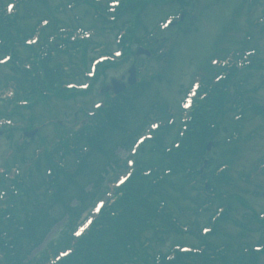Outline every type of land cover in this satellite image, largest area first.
<instances>
[{
    "label": "rangeland",
    "instance_id": "374dc122",
    "mask_svg": "<svg viewBox=\"0 0 264 264\" xmlns=\"http://www.w3.org/2000/svg\"><path fill=\"white\" fill-rule=\"evenodd\" d=\"M57 1V0H56ZM236 0H228L227 5H230V2H234ZM255 4L257 1V6H255L254 4V9H252V14L253 16H260L262 15V12L264 10V0H254ZM192 2L197 5L199 4V6L197 5V22L198 25L200 27L199 29V33L194 34L193 36H191V38L185 40V43H188V45L183 44L178 50H177V54H178V61L175 62L174 65L175 68L174 70L169 73L167 72L166 76L167 78H164L162 81H160L159 83L155 84V87L157 88V90L160 92V95H169V96H177L179 94V91L181 93L182 89L186 87V83L188 82L189 78H190V74L193 73L192 71H194L196 69V62H195V58L197 56L198 53H203L206 54L208 53L210 54H214L217 53V51L222 48L221 44L222 43H227L228 42V29L231 26V19L230 16H226L228 10H226V12L221 8V5H215L213 6L211 9H213L212 13H208V9H207V3L203 0H192ZM226 5V4H225ZM241 5V1L237 0L236 3L234 4V8L239 7ZM209 7V6H208ZM225 6H223L224 8ZM55 8V7H54ZM221 8V9H220ZM199 11H202L201 14H199ZM207 12V13H204ZM224 12V13H223ZM204 13V14H203ZM231 13V11L229 12ZM55 15L59 14V18L62 19L63 21H66L67 23H69L71 26L73 27H79V26H83L85 29L89 26H91L88 22L90 20L89 16H86V18H84V16L82 15V12H78L77 15H79L81 18H83V20H80L79 22H75L77 21L76 19L74 20V22H71V16L70 13L68 11L66 12H54ZM65 14V15H64ZM164 11H161L159 17H161L162 15H164ZM218 14V15H215ZM64 15V16H63ZM34 19L31 21V19L26 18V20H22L20 23V27L21 29L24 28L26 26V24H29L35 20ZM239 23H238V27L236 30H238L237 35L233 38V42L231 44V46H233V49H238V48H242V47H238V46H243L246 47V49L249 48H255L256 50H259L260 57H264V27L263 29H260L259 31L253 29V27L251 25H244L242 23V21L246 18H244L243 16H240L239 14ZM149 20H146L145 23H149ZM206 21V23H205ZM250 21V20H249ZM212 27H216V34L214 36H209V34H213L215 31L214 29H212ZM226 32V38L223 40V42H219L218 38L220 36V34L222 32ZM248 36L251 37V39L249 41H246L245 39L248 38ZM114 35L112 34H101L98 33L96 37H94L93 41L94 43H102L105 46H107L108 48H110V50H115L116 47L114 46ZM183 41V40H182ZM180 41V42H182ZM186 53L188 54L187 59L185 60V62L183 63L182 61H180L182 56H186ZM201 63H203V61H201ZM200 63V64H201ZM152 68V71H160L161 69H163L164 66H166V64L160 65L157 63H153L152 65H150ZM199 67V66H198ZM197 67V68H198ZM264 71V70H263ZM6 72V71H4ZM120 71H116V70H110V72H106L105 73V78L110 77V75H114V74H118ZM262 74L264 75V72H262ZM3 73L0 74V81H2L4 79V76H2ZM254 75V76H253ZM250 83L251 85H249L248 91L252 90V92L248 93L250 94V96H247V98L249 100H251V102L253 104H255L258 107H264V83L260 84V89L259 90H255V86L254 84H256V82H258L259 80V76L256 73H253ZM162 76V75H161ZM171 78H174V85H173V89H170V85H169V80ZM262 78V77H261ZM260 78V80H261ZM264 78V77H263ZM168 79V80H167ZM259 80V82H260ZM261 83V82H260ZM259 85V84H258ZM251 86V87H250ZM254 86V87H253ZM178 90V93H177ZM95 100H100V99H95ZM86 102H88L87 100L84 99H74V100H70L67 103L65 102H61V101H49L47 102V105L45 104H41L39 106L36 107V109L34 110V114H36L37 118L42 120L45 119L46 121L49 119H54V118H61L62 120H66V122L71 121L72 116L67 117L65 116L64 113H62L63 111H67V112H78L81 117V114L83 113L82 110L84 108H82L83 104H85ZM91 105V104H90ZM229 107V105H226ZM71 114V113H69ZM229 117L228 114L225 115L224 119ZM68 120V121H67ZM72 123V122H71ZM244 123V122H243ZM73 124V123H72ZM246 125V126H245ZM245 126V133H249L253 130L258 132V135L255 139H253V141H248V142H244L242 143V151L241 153L244 152V154L242 155L240 153V155H238L235 159V165H234V169L236 170L234 173V180L236 181L237 185V192H243V194L246 196L249 204L251 205V210H248L246 212L244 211H240L237 212L235 215V220L230 223L225 225V227L222 230V233L225 235H229L230 239L233 237H236L238 235V233L240 234L239 231V226L236 223H240V224H249L250 220L254 219V214L257 213L260 214L261 212H264V174L257 179V181L255 182L254 185L252 186H246V185H242L240 182H238V180H236L238 174L240 173H244V172H248L249 170H252L256 159H258L261 155H264V121L262 119V116L259 115H252V118L250 121H247L246 123H244ZM244 129V128H243ZM53 129L50 127L47 129V133L49 132L50 134L52 133ZM244 133V134H245ZM5 141H9L8 138L5 137H0V154L3 156L8 147L9 146V142H5ZM234 181V183H235ZM235 186V185H234ZM233 186V190H236ZM248 191V192H245ZM231 193L232 190H230ZM240 195H242V193H240ZM245 192V193H244ZM258 192V193H255ZM255 193V194H254ZM255 207V209H254ZM247 216V217H245ZM234 217V215L232 216V218ZM64 222V221H63ZM260 227H262L260 225ZM60 228V225L57 226L56 228H54V231H56L57 229ZM262 228L259 229V224H253L252 226H250V230L246 231L244 234V239H243V243H245L244 245H257L262 237L263 232ZM54 236V233H52L51 238ZM149 239H151L153 241L152 246L155 244L154 242V238L151 237V235H147ZM163 238L166 239L165 243L161 246L158 245H154L153 247L159 251H166L167 249H169L171 243L176 242V243H181V244H189V245H197L198 242L195 241L194 238L190 237V235L188 234H178L177 232L173 231L171 234L165 235ZM164 239V240H165ZM210 241V240H209ZM155 250V251H157ZM183 264H199V260L198 262H190L189 260H184ZM258 264H264V255L262 257H260Z\"/></svg>",
    "mask_w": 264,
    "mask_h": 264
},
{
    "label": "trees",
    "instance_id": "16d2710c",
    "mask_svg": "<svg viewBox=\"0 0 264 264\" xmlns=\"http://www.w3.org/2000/svg\"><path fill=\"white\" fill-rule=\"evenodd\" d=\"M132 2V3H131ZM130 3H128V5L126 4L125 5V9L124 10H126V12L125 13H127V14H130V13H132V12H135L137 9H139V4H140V2L139 3H134L135 1H131ZM142 10H144V11H146V8H142ZM129 21V19H124V18H121V20L120 21H118V23H117V25H116V27H117V29H119V28H121V26L124 24V23H127ZM48 64V63H47ZM51 67V66H50ZM52 68V67H51ZM52 73V70H50V68H49V66L48 65H46V67H45V74H46V76H49L50 74ZM25 76H26V74H25ZM235 76H237L236 74H235ZM237 78V77H236ZM45 83H41V85H44ZM226 98V96L225 95H223L222 96V99L224 100ZM220 99V97L218 98V100ZM216 109V111H217V113L218 114H224V112H223V110H217V108H215ZM213 112H214V110L211 108L210 109V111H209V113H207V112H204V113H201L199 116H198V121H197V123L194 125V129H195V134L191 137V139H190V141L193 143V145L190 147V151L189 152H185V151H183V157L180 159V161L181 160H184L185 158H189V156L190 157H192V154L196 151H198V150H196L195 149V146L196 145H198L197 143H198V141H199V139L200 140H204V141H209L210 139H209V135H210V133L212 134L213 133V129L211 130L208 126H209V124H211L212 122H213V120L216 118V116H214V114H213ZM205 133H208V134H205ZM201 134H204L203 135V137L202 138H199V135H201ZM208 137V138H207ZM180 154H181V152H178L177 153V155L175 156V157H171V158H169V160H168V164H172V165H174V164H176V163H178V159H179V157H180ZM160 159V156H157L156 158H154V159H152V160H149L147 163H148V165H157V163H158V160ZM167 164V165H168ZM137 181H139V179L137 178L136 179V182ZM169 184H170V177H169V179L168 178H165L164 180H162V181H160V182H158V185H157V189L158 190H156L153 194H152V197H157V195H156V193H158V192H163V191H165L167 188H169ZM138 192H135V191H133V192H131V195L132 196H134L135 198H137L138 197ZM137 204H139L138 206H137V211H141V210H143V207L144 208H146L147 207V201H141V202H139V203H137ZM117 208H121V207H117ZM138 213H140V212H138ZM125 217H121V221L122 222H124L125 221ZM119 223V222H118ZM127 229H125V226L124 225H122V226H120V225H118V228H117V230L114 232V237L115 238H117V237H120L125 231H126ZM128 233H135V232H128ZM107 236H110V237H112L110 234H106ZM143 234H141V232H139L138 234H137V236L139 237L137 240H135V239H132V240H134V242H131L133 245H137L138 243H139V241H141L142 239H143V237H144V235L142 236ZM131 240V241H132ZM128 242H130L129 240H128ZM127 242V243H128Z\"/></svg>",
    "mask_w": 264,
    "mask_h": 264
},
{
    "label": "bare ground",
    "instance_id": "6f19581e",
    "mask_svg": "<svg viewBox=\"0 0 264 264\" xmlns=\"http://www.w3.org/2000/svg\"><path fill=\"white\" fill-rule=\"evenodd\" d=\"M217 15H218V14H217ZM99 159H100V158H94V159H93L94 163L97 164V162H99ZM95 164H94V165H95ZM91 170H93V169H91Z\"/></svg>",
    "mask_w": 264,
    "mask_h": 264
}]
</instances>
